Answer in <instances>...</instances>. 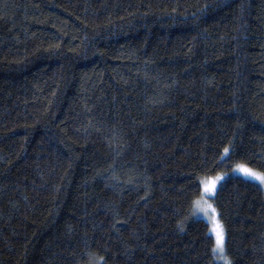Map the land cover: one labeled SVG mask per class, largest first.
I'll return each instance as SVG.
<instances>
[{"label": "trees", "instance_id": "trees-1", "mask_svg": "<svg viewBox=\"0 0 264 264\" xmlns=\"http://www.w3.org/2000/svg\"><path fill=\"white\" fill-rule=\"evenodd\" d=\"M237 167L264 177V0H0V264H264Z\"/></svg>", "mask_w": 264, "mask_h": 264}, {"label": "rangeland", "instance_id": "rangeland-1", "mask_svg": "<svg viewBox=\"0 0 264 264\" xmlns=\"http://www.w3.org/2000/svg\"><path fill=\"white\" fill-rule=\"evenodd\" d=\"M226 154H227V151L225 152V155ZM234 170L235 168L232 171L233 174L240 173L238 175H241L250 180L256 181L263 187V190H264V177L262 175H259L257 172L255 173V171L250 172L251 170L248 171L242 167H237V170H236L237 173ZM223 178H224V175L219 174L209 179H203L201 181L203 195L207 198L212 197L216 191V188L218 187L220 182L223 180ZM209 205L211 206L210 203ZM209 205L204 200V197L202 200L200 199V201L197 204L195 216L204 219L208 223L209 232L214 237L215 250H218L219 257H220V255H222V252L225 254V235H224L223 228L218 220V216H217L215 209H213L212 206H211L212 207L211 209Z\"/></svg>", "mask_w": 264, "mask_h": 264}]
</instances>
